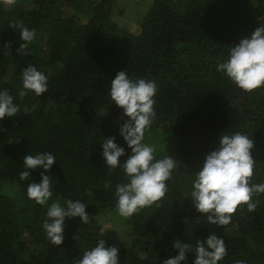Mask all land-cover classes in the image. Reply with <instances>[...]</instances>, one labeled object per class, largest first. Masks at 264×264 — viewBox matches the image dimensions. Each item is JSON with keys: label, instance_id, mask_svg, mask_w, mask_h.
<instances>
[{"label": "trees", "instance_id": "16d2710c", "mask_svg": "<svg viewBox=\"0 0 264 264\" xmlns=\"http://www.w3.org/2000/svg\"><path fill=\"white\" fill-rule=\"evenodd\" d=\"M21 20L37 34L28 55L17 54L22 41L19 29L11 28ZM259 26H264V0H153L136 34L104 13L94 11L87 20L67 16L59 0L0 4V91L8 90L20 109L0 120V264H78L101 239L106 247H118L119 264H163L178 255L176 240L194 249L197 240L213 234L227 248L218 264L237 259L264 264V194L254 197L255 212L245 206L228 226L209 225L193 205L188 172L201 170L222 135L239 132L254 142L251 183H264V87L245 94L217 71L230 48ZM29 65L46 75L48 91L21 100L22 72ZM119 71L132 80L156 82L150 128L163 134L164 145L154 155L175 158L179 168L167 181L160 207L127 218L125 232L115 235L96 219L116 208V185L127 182L123 169L110 172L102 155L103 140L112 137L125 150L121 164L131 155L120 135L126 118L109 95ZM45 152L56 158L44 173L52 178L49 205L57 198L62 205L80 200L90 218L87 224L66 218L60 246L51 244L43 229L49 205L26 196L30 183H40L43 169L31 170L27 181L19 178L23 158ZM6 184L19 187L8 192ZM186 256L182 264H193L195 253Z\"/></svg>", "mask_w": 264, "mask_h": 264}, {"label": "clouds", "instance_id": "9594fccd", "mask_svg": "<svg viewBox=\"0 0 264 264\" xmlns=\"http://www.w3.org/2000/svg\"><path fill=\"white\" fill-rule=\"evenodd\" d=\"M2 2L9 7L16 4V0ZM11 28L19 29L22 41L17 54L28 55V48L37 35L36 30H30L22 20L14 22ZM217 71L224 73L245 94L264 87V26L257 27L250 36L241 38L238 44L232 46L227 60L218 62ZM22 85V90L18 92L21 100L29 93L40 96L48 91L46 75L32 65L23 70ZM157 91L154 80H132L126 71L117 72L111 82L109 95L112 104L122 109L126 118L120 126V135L131 149V155L123 164L120 163L125 150L115 143V137L103 140L102 155L110 172L117 167L123 169L127 182L116 185L115 210L125 219L147 207L159 208V202L168 192L167 181L172 179L176 168L174 159L168 155L156 159L154 146L143 143L145 132L156 118L154 97ZM19 111L9 91H0V120L13 117ZM253 147L254 142L249 136L237 132L222 135L219 147L205 156L202 168L192 182L190 197L201 218L206 217L209 225L228 226L237 210L244 211L245 206L249 213L256 211L259 200H254V197L264 194V183H251L256 163L252 157ZM55 163V156L48 152L34 156L29 154L23 158L25 170L19 174L21 181L30 178L31 170L43 169L40 183H30L26 190L27 198L40 206L49 205L53 195L52 178L44 173L49 172ZM109 187L106 183L105 188ZM87 195L92 193L88 191ZM75 217L85 224L90 222L86 205L80 200L68 199L62 205L57 198L47 207L43 229L51 244L62 245L65 219ZM173 246L178 255L164 260L163 264H182L187 259V253H195L193 264H218L227 255L224 239L214 234L206 240H197L194 249L191 244H183L179 240ZM78 264H119V249L116 246L106 247L101 239L95 248L83 253ZM234 264H244V261L237 259Z\"/></svg>", "mask_w": 264, "mask_h": 264}, {"label": "rangeland", "instance_id": "374dc122", "mask_svg": "<svg viewBox=\"0 0 264 264\" xmlns=\"http://www.w3.org/2000/svg\"><path fill=\"white\" fill-rule=\"evenodd\" d=\"M152 1L153 0H110L108 4L100 6L103 0H80L79 3H74L75 1L68 3L66 0H59V6L67 16H78L83 20H87L91 17L94 11L96 13H104L123 30L131 34H136L139 31V22ZM0 4L5 5L2 0H0ZM25 7L30 6L26 5ZM163 137V134L158 129L154 130L150 128L145 132L143 143L154 146L156 151H159L164 145ZM172 159L175 160V158ZM178 168V163L176 161V168L174 170ZM188 172L193 181L196 174L190 170ZM14 186L19 187L17 184H6L4 188L10 192L15 189ZM125 220V218L117 214L115 209L106 216L96 219L104 232L113 233L115 235H122L125 232Z\"/></svg>", "mask_w": 264, "mask_h": 264}]
</instances>
